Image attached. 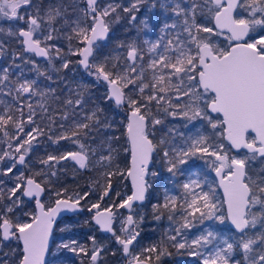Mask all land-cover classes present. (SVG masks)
<instances>
[{"label": "snow or ice", "instance_id": "snow-or-ice-1", "mask_svg": "<svg viewBox=\"0 0 264 264\" xmlns=\"http://www.w3.org/2000/svg\"><path fill=\"white\" fill-rule=\"evenodd\" d=\"M0 58V264H264V0H0Z\"/></svg>", "mask_w": 264, "mask_h": 264}, {"label": "trees", "instance_id": "trees-1", "mask_svg": "<svg viewBox=\"0 0 264 264\" xmlns=\"http://www.w3.org/2000/svg\"><path fill=\"white\" fill-rule=\"evenodd\" d=\"M121 133L124 131V129L121 127ZM117 134H120V133H117ZM121 144L123 146H127L126 145V138H122L121 140ZM122 157H126V163H128V153H122ZM123 166V165H122ZM204 171L206 172V170L204 169ZM92 175L91 173H82L81 174V178L79 179L78 183L80 185H83L85 184L87 178ZM185 179V176H182L179 178V182H183ZM163 191V187H161L160 189H158V192H162ZM157 222L155 221H152L151 218H149V220L146 222V225H145V231L142 235H145V239L142 241L143 244L147 245V244H150V243H153L155 242L156 240L160 239V236H161V232L163 229H166L167 226L169 225V222L164 219L162 221L159 222L160 224V227L159 228H156L154 230V225L156 224ZM169 251L172 252V256L171 257H166L165 258V262L164 264H185L186 263V258H187V255L186 254H179L176 252L175 249H172L170 248Z\"/></svg>", "mask_w": 264, "mask_h": 264}, {"label": "rangeland", "instance_id": "rangeland-1", "mask_svg": "<svg viewBox=\"0 0 264 264\" xmlns=\"http://www.w3.org/2000/svg\"><path fill=\"white\" fill-rule=\"evenodd\" d=\"M146 11V9H141V12L142 13H144ZM118 33L119 34H121L122 35V33H123V29H118ZM133 34H135V30H133ZM149 39H154L155 37H152V36H149L148 37ZM215 42L220 46V47H226L227 46V44H228V41L226 40V38L225 37H218L216 40H215ZM38 61L39 62H41V63H44L42 60H40V59H38ZM0 63H2V58H0ZM76 71L77 72H79L80 70L79 69H76ZM27 75H28V77L29 78H33V74L32 73H27ZM70 76H73L74 74L73 73H70L69 74ZM45 83H47V82H45ZM53 87H55L56 85L55 84H53L52 85ZM99 91L100 92H102L103 91V88H100L99 89ZM114 114V113H113ZM116 119L118 120V121H121V120H123V122L126 124V120H124V117H123V114L121 113L120 115H117L116 116ZM169 122H171V123H178L179 121H171V118H169ZM123 128V127H122ZM181 130H183V129H181ZM194 131V130H193ZM62 143H64V142H62ZM224 143L225 144H227L225 141H224ZM127 145V144H126ZM50 148V150H48V151H53L57 146H49L48 144H44V145H42L41 146V149H40V154H42L41 153V151L42 150H44L45 148ZM206 170V172H208L209 173V178L210 179H213L212 177H211V174L210 173H212L210 170H208V169H205ZM187 174V173H186ZM187 176V175H186ZM186 176H185V178H186ZM70 178L69 179V181L66 179V178ZM72 178H73V172H72V166H70L69 165V167H68V174H67V176L64 178L65 180H67V181H65L66 183H69L70 185H72ZM185 180V179H184ZM125 184H127V189H130L129 188V185H128V182L127 181H121V186L117 189L118 191H121V190H127V189H125L124 188V185ZM84 185V184H83ZM83 185H81V186H83ZM85 190H87L86 188H85ZM216 191H217V195L221 198V196H220V193H219V191H218V189H216ZM222 199V198H221ZM209 225V222H205V225H202V226H200L201 228H204V227H206V226H208ZM168 227V226H167ZM59 231V230H58ZM190 231V234H195V229H193V230H189ZM53 251H55V250H53ZM196 258H193V257H189V256H187V258H186V263L185 264H193V261L195 260ZM109 264H116V261H114V260H110L109 261Z\"/></svg>", "mask_w": 264, "mask_h": 264}, {"label": "flooded vegetation", "instance_id": "flooded-vegetation-1", "mask_svg": "<svg viewBox=\"0 0 264 264\" xmlns=\"http://www.w3.org/2000/svg\"><path fill=\"white\" fill-rule=\"evenodd\" d=\"M216 115V114H215ZM45 149H47V151L48 150H50V148H45ZM45 149L44 150H42L41 151V153L43 154V152L45 151ZM128 161H129V154H128ZM129 163V162H128ZM71 166V165H70ZM211 174V177L213 178V179H215V177H214V172H212V173H210ZM187 174H185V176H186ZM68 181H69V179L70 178H66ZM80 179V178H79ZM79 179H77V180H74L73 178H72V185H70L69 183H67V185L69 186V187H75V185L78 183V181H79ZM67 180H65V181H67ZM128 182V181H127ZM218 189V188H217ZM219 191V190H218ZM220 193V192H219ZM220 196H221V194H220ZM222 198V197H221ZM87 216V213H85V217ZM66 223H68V224H71L72 226H73V229H74V231H76V232H78L79 233V235L78 236H76V237H74V238H77V239H82L83 237H84V232H86V229H81L76 223H75V220H71V221H66ZM64 227V224H61V225H59V227H58V229H57V231L59 230V228H63ZM59 232V231H58ZM67 238V237H66Z\"/></svg>", "mask_w": 264, "mask_h": 264}, {"label": "water", "instance_id": "water-1", "mask_svg": "<svg viewBox=\"0 0 264 264\" xmlns=\"http://www.w3.org/2000/svg\"><path fill=\"white\" fill-rule=\"evenodd\" d=\"M37 59H40V58H37ZM41 60V59H40ZM213 115H215V114H213ZM222 118V117H221ZM226 143H227V141H225ZM129 163V165H130V154H129V161H128ZM214 177H215V173H214ZM128 185H129V188L131 187V184H130V181H128ZM218 190H219V192H220V194H221V197H222V199H223V189L222 188H218ZM105 235H107V234H105Z\"/></svg>", "mask_w": 264, "mask_h": 264}]
</instances>
